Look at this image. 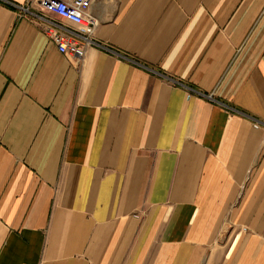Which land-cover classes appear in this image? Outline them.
<instances>
[{"label": "crops", "instance_id": "0c3cea01", "mask_svg": "<svg viewBox=\"0 0 264 264\" xmlns=\"http://www.w3.org/2000/svg\"><path fill=\"white\" fill-rule=\"evenodd\" d=\"M30 1L0 0V264H264V0H91L82 60Z\"/></svg>", "mask_w": 264, "mask_h": 264}, {"label": "built area", "instance_id": "2783aa9c", "mask_svg": "<svg viewBox=\"0 0 264 264\" xmlns=\"http://www.w3.org/2000/svg\"><path fill=\"white\" fill-rule=\"evenodd\" d=\"M39 3L41 11L45 14H54L57 17L66 20L76 26L83 28V33H65L60 31L56 25L45 23L44 31L48 34L52 42L56 45L60 53L71 55L78 60H82L86 54L87 48L91 46H101L92 38L93 32L97 27V22L89 14L91 0H34ZM29 5L13 7L18 9L22 15H31ZM43 20V18H41ZM256 127L259 124L255 123Z\"/></svg>", "mask_w": 264, "mask_h": 264}]
</instances>
